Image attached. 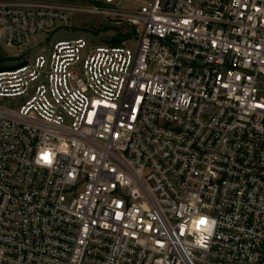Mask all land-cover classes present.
I'll list each match as a JSON object with an SVG mask.
<instances>
[{
    "label": "built area",
    "instance_id": "obj_1",
    "mask_svg": "<svg viewBox=\"0 0 264 264\" xmlns=\"http://www.w3.org/2000/svg\"><path fill=\"white\" fill-rule=\"evenodd\" d=\"M0 43V264H264V0H0Z\"/></svg>",
    "mask_w": 264,
    "mask_h": 264
},
{
    "label": "rangeland",
    "instance_id": "obj_2",
    "mask_svg": "<svg viewBox=\"0 0 264 264\" xmlns=\"http://www.w3.org/2000/svg\"><path fill=\"white\" fill-rule=\"evenodd\" d=\"M36 1V0H32ZM52 1H60L73 5H77L78 7H84L91 3V0H52ZM139 2H143L144 0H136ZM115 29L116 32H129L130 28L128 26H113L109 25L104 18L88 13H74L71 17L70 27L65 29H60L53 33L52 39L53 41H61V40H69L75 39L79 37L88 38V31H100L104 29ZM42 34H39L37 37H42ZM37 38L34 40L36 41ZM23 51V50H22ZM28 51V50H26ZM24 51V53L26 52ZM23 53V54H24ZM19 50L15 47H10L0 43V56L4 57L6 60L4 64L6 66H12L18 63L19 59L23 56H20Z\"/></svg>",
    "mask_w": 264,
    "mask_h": 264
},
{
    "label": "clouds",
    "instance_id": "obj_3",
    "mask_svg": "<svg viewBox=\"0 0 264 264\" xmlns=\"http://www.w3.org/2000/svg\"><path fill=\"white\" fill-rule=\"evenodd\" d=\"M65 145L61 142L55 148L43 147L41 148L38 163L45 165H52L58 152L65 151ZM215 221L210 217L195 216L191 221V235L190 243L194 246H205L212 235Z\"/></svg>",
    "mask_w": 264,
    "mask_h": 264
},
{
    "label": "trees",
    "instance_id": "obj_4",
    "mask_svg": "<svg viewBox=\"0 0 264 264\" xmlns=\"http://www.w3.org/2000/svg\"><path fill=\"white\" fill-rule=\"evenodd\" d=\"M6 59L4 58V57H1L0 56V70H3V69H6V68H8L9 66H6L5 64H4V61H5Z\"/></svg>",
    "mask_w": 264,
    "mask_h": 264
},
{
    "label": "snow or ice",
    "instance_id": "obj_5",
    "mask_svg": "<svg viewBox=\"0 0 264 264\" xmlns=\"http://www.w3.org/2000/svg\"><path fill=\"white\" fill-rule=\"evenodd\" d=\"M237 79H239V77H237ZM97 103H99V101H97ZM114 107V106H113Z\"/></svg>",
    "mask_w": 264,
    "mask_h": 264
}]
</instances>
